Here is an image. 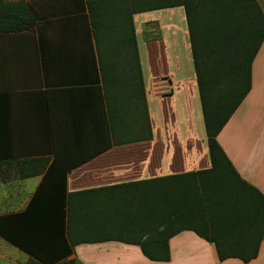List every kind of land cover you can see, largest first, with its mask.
<instances>
[{
    "label": "crops",
    "instance_id": "1",
    "mask_svg": "<svg viewBox=\"0 0 264 264\" xmlns=\"http://www.w3.org/2000/svg\"><path fill=\"white\" fill-rule=\"evenodd\" d=\"M29 1L38 23L0 32V175H8L0 181V215L22 212L28 204L38 215L59 214L61 202L52 189L62 180L67 197L210 167L182 6L136 14L140 79L117 71L115 80L105 81L84 1ZM256 1L264 15V0ZM175 10H181V27ZM216 139L241 178L264 195V39L251 63L250 89ZM29 158L47 163L42 172L21 178L16 161ZM168 244L167 262L150 261L139 246L113 240L78 244L66 259L264 264V235L247 263L218 261L213 244L191 230L178 232ZM78 250L89 256L79 257Z\"/></svg>",
    "mask_w": 264,
    "mask_h": 264
},
{
    "label": "trees",
    "instance_id": "2",
    "mask_svg": "<svg viewBox=\"0 0 264 264\" xmlns=\"http://www.w3.org/2000/svg\"><path fill=\"white\" fill-rule=\"evenodd\" d=\"M83 1L105 81L115 80L117 71L140 79L136 14L183 7L210 167L67 197L62 180L51 192L61 202L59 214L38 215L28 204L22 212L0 215V237L28 254L32 264H74L66 259L74 246L109 240L137 245L148 260L167 262L169 239L182 230L213 244L220 262L254 259L264 235V195L241 178L216 137L250 89L251 63L264 39L257 1ZM37 23L29 0H0V32H21ZM46 163L16 161L21 178L42 172ZM98 193L105 198H96Z\"/></svg>",
    "mask_w": 264,
    "mask_h": 264
},
{
    "label": "rangeland",
    "instance_id": "3",
    "mask_svg": "<svg viewBox=\"0 0 264 264\" xmlns=\"http://www.w3.org/2000/svg\"><path fill=\"white\" fill-rule=\"evenodd\" d=\"M175 11L176 13L174 14V16L178 21V26L181 27L182 25H184L181 10L180 11L175 10ZM181 32H182V28L181 30L178 29L179 35L181 34ZM5 179H8V175L7 173L2 172L0 175V181L4 182ZM0 190L3 189L0 188ZM77 254L79 257L81 254V257L83 258L84 256H89V254L87 255V253L86 254L82 253L81 250H78ZM75 260L76 262H74V264H83L80 260L79 261L77 259ZM0 264H32V260L26 257L18 248L14 247L13 245L9 244L7 241L0 238Z\"/></svg>",
    "mask_w": 264,
    "mask_h": 264
},
{
    "label": "built area",
    "instance_id": "4",
    "mask_svg": "<svg viewBox=\"0 0 264 264\" xmlns=\"http://www.w3.org/2000/svg\"><path fill=\"white\" fill-rule=\"evenodd\" d=\"M35 264H42V263L37 262V263H35Z\"/></svg>",
    "mask_w": 264,
    "mask_h": 264
}]
</instances>
